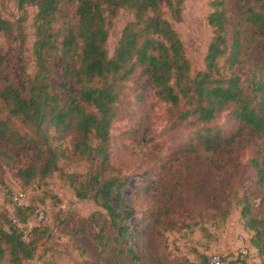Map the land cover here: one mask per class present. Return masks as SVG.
I'll return each instance as SVG.
<instances>
[{
	"label": "trees",
	"instance_id": "obj_1",
	"mask_svg": "<svg viewBox=\"0 0 264 264\" xmlns=\"http://www.w3.org/2000/svg\"><path fill=\"white\" fill-rule=\"evenodd\" d=\"M185 1L16 0V20L0 15V159L12 161L31 151L30 163L19 172L26 185L38 187L55 173L64 176L77 197L100 207L92 216L93 230L83 231L99 252L106 256L115 249L135 264H150L135 244L150 236V227L144 219L137 227L130 223L138 215L126 193L131 177L115 161L112 144L128 83L146 82L166 106L174 140L170 161L196 157L194 165L227 175L248 156L251 179L264 191V61L239 71L249 61L251 41L245 28L254 32L252 40L264 55V0L244 2L243 15L236 20L227 0H211L213 37L198 70L175 27L183 20ZM64 2L75 4L78 20L57 27ZM123 10L133 18L111 53L110 30ZM30 16L33 69L18 80L11 62L25 56ZM76 163H85L86 171H66ZM241 203L244 226L253 232L250 248L264 264V218L248 197ZM35 208L32 202H14L12 215H5L0 264L6 254L12 264H22L50 236L41 224L27 235L18 226L17 221H29ZM203 262L210 264L209 257Z\"/></svg>",
	"mask_w": 264,
	"mask_h": 264
},
{
	"label": "rangeland",
	"instance_id": "obj_2",
	"mask_svg": "<svg viewBox=\"0 0 264 264\" xmlns=\"http://www.w3.org/2000/svg\"><path fill=\"white\" fill-rule=\"evenodd\" d=\"M227 1L234 20L241 19L242 4L247 0ZM210 3L211 0H186L183 20L175 24L194 70L204 67L213 37L214 28L208 22ZM33 11L30 8V13ZM0 15L16 20L20 15L16 0H0ZM132 18L125 10L115 18L108 40L111 53L122 29ZM77 20L75 4L62 3L56 26ZM31 25L30 16L25 56H16L11 62L18 80H22L25 71L33 69ZM245 30L251 42L249 61L239 67L243 73L264 61L258 43L252 40L254 32ZM165 109L146 82L132 81L119 103L120 118L112 130L113 157L131 177L126 193L138 208L137 218L130 223L137 227L144 219L143 224L150 227V236L136 242V247L150 264H205L203 258L214 252L232 259L237 255L240 237L245 236L250 242L253 234L244 226L241 200L248 197L255 211L264 218V191L251 179L246 165L248 156L241 168L227 175L194 165L196 157L180 156L170 161L167 155L173 150L174 140ZM126 130L139 131L123 133ZM31 157L30 151L17 154L12 161L0 159V224L7 222L5 215H12L15 195L26 192L28 201L36 207L28 219L36 220L37 210L44 212L41 227L50 233L38 242L34 257L22 264H135L115 249L106 256L99 252L92 236L83 231L86 227L93 230L92 216L100 207L77 197L64 176L55 173L46 183H38V187L25 184L19 172L28 166ZM66 171L84 173L86 164L68 165ZM1 264H12L7 254ZM253 264L263 263L257 256Z\"/></svg>",
	"mask_w": 264,
	"mask_h": 264
},
{
	"label": "built area",
	"instance_id": "obj_3",
	"mask_svg": "<svg viewBox=\"0 0 264 264\" xmlns=\"http://www.w3.org/2000/svg\"><path fill=\"white\" fill-rule=\"evenodd\" d=\"M15 202H17L21 206H26L29 204L26 192L21 193L20 195H15L14 197ZM38 218L36 220H29L26 224H22L21 222H18V226L21 228H25V235L29 233L30 230H32L35 226H39L42 222V220L45 217L44 212L37 210ZM32 221V222H31ZM32 223V224H31ZM239 247L238 252L235 257L232 259L225 260L223 257V254L220 252H214L209 256V263L210 264H253L256 261V253L250 248L249 242H247L245 236H241L239 239Z\"/></svg>",
	"mask_w": 264,
	"mask_h": 264
}]
</instances>
